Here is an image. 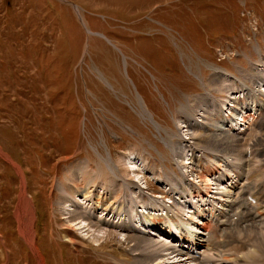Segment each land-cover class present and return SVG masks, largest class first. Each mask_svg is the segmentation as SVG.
I'll return each mask as SVG.
<instances>
[{
    "label": "rangeland",
    "instance_id": "374dc122",
    "mask_svg": "<svg viewBox=\"0 0 264 264\" xmlns=\"http://www.w3.org/2000/svg\"><path fill=\"white\" fill-rule=\"evenodd\" d=\"M236 101L252 117L236 135L216 130L223 116L212 110L229 104L228 118ZM99 159L111 163L101 179ZM219 162L221 172L241 173L244 198L256 196L263 210L264 0H0V264H124L137 241L66 221L71 206L58 205L57 187L94 192L95 216L109 222L137 212L133 227L170 241L139 220L156 212L140 196L158 208L181 205L178 192L206 187L195 167ZM221 172L203 197L217 208L214 197L229 198L216 195ZM250 212L232 216L238 230L225 236L241 253L264 243V220ZM248 224L256 226L239 232ZM161 255L156 264L185 259Z\"/></svg>",
    "mask_w": 264,
    "mask_h": 264
},
{
    "label": "bare ground",
    "instance_id": "6f19581e",
    "mask_svg": "<svg viewBox=\"0 0 264 264\" xmlns=\"http://www.w3.org/2000/svg\"><path fill=\"white\" fill-rule=\"evenodd\" d=\"M214 74H215V78L217 79L218 78L221 79L224 77V74L220 71L215 70ZM236 103H238L239 104L238 106H240L238 110L239 112H236V114H234L233 116L232 114L228 115L229 116L228 118H225L224 114L226 110L229 109L230 107L229 104L226 105L224 102L221 103L219 105V113L218 112L213 113V110H212L211 114H219L223 116V118L218 119L219 125L218 124L215 125L216 130H220V131L228 130L226 132H231L233 133V135L234 134L236 135L241 131L240 126L246 123L247 118L252 117L251 113H246L247 112V108H245L246 106H242L241 103H239V101H236ZM257 106H258L257 109H261L262 105L258 104ZM257 109H250V110L255 111ZM244 155L247 160L246 151ZM220 162L217 164L215 163L216 168L214 169H211V166H209L210 165L209 163H202L195 167L196 171L198 170V173H200L198 175L194 173L195 177L199 179L200 177L203 178L205 175H208L209 177V178L204 179L205 183L203 182L206 185L204 189L205 191L199 187L200 188L199 190L203 192H200V193L198 191L196 192L195 187H198L199 185L195 184L196 186L189 187L187 190H183L181 192V193H186L185 195H181V193L178 192L180 197L184 199L181 205L179 204V205H176L175 207V206H170L172 203L169 206H165L164 204H158L159 205V208H158L157 203L155 202L154 199L146 197L144 193H142V195L140 196L143 199V202H144V199H146V201L149 204H151V205L146 204V206H148V208L151 209L152 211L153 209L151 207L154 206V210L157 213L156 212L154 213L153 211V213H149V214H152L150 216L147 215L148 213L143 214L139 216V220H141L143 225H145L147 228L156 229L160 232L165 231V232L171 233L173 229L176 233H174V239H170V241L151 240L148 238V236L151 235V231L149 230L141 231L133 227L132 220L134 219L133 218L134 216L136 217V215H138L137 212L133 213L132 215L133 217L131 218L132 220L131 219L129 221L122 220V222L120 223L119 222H115V223L109 222L103 218L95 216L97 211L101 209V205H100L101 203L99 199L95 197L96 195L94 192L90 193L89 196H85V194L82 193V189L80 186L72 187L73 188L72 191H69L67 187L66 188L57 187V190L59 192L57 203L58 205H61L62 203L66 202V204L71 206V208L68 210V213H67L68 215L66 216V221H68L69 223L77 222V220H84V221H88L87 223L89 224L90 228L91 227L100 228L102 226H106L109 228V230L112 229L114 231V230L120 229L121 231L128 232L127 239L128 240L132 239L133 241L136 240L137 246L141 248L140 249L138 248L139 250L137 249L138 252L136 251V253L134 249L133 253L131 252L132 260H126L124 264H156V261L161 258L162 256L161 252L163 251H170L171 253H176L178 255L185 256L187 259L193 260L196 264H228V263L256 264L259 261H263L264 263V243L263 242H258L255 246H253L252 250H249L252 253L250 252L241 253L239 252L240 250L237 249L238 247H236L235 244H232L233 246H229L232 241L225 239L226 233L228 234L229 231L238 230L239 223H237L236 220H234L232 216L234 215L237 216L239 212H246L248 210H251V212L247 214L248 217L257 216L260 218V220H264V209L261 210L260 212L259 210H257L258 199L256 198V196L251 194L248 198L246 199L244 198L246 196V191L250 188V186L247 183H242V180L244 179L241 177V173H239L238 171H233L231 167H228L226 171L221 172ZM244 162H247V161H244ZM99 163L98 165L100 166L101 172L97 178L101 179L102 176L106 172H109L111 163L107 159L106 160L103 159V161L100 160ZM129 163H132V161H130ZM130 166L131 164L130 165L128 164L129 168ZM220 172H221V175L218 177V179L215 180V183H214L216 184V195H218V192L220 191L221 196H224V197L227 196L229 198L217 199L216 197L218 196L214 197L216 200H218V202L219 200L223 201L221 202V208H217L213 200H211V202H207V199L204 200L203 197L209 194L213 174L220 173ZM246 176H245V180H247ZM234 177H236V181L231 182L232 184H230V186L224 184L229 179L230 181H232ZM69 183L72 184L73 180L69 179ZM244 184L248 185V189L244 186ZM120 185L126 186L128 184L126 182L124 183V181H120ZM106 187L109 189V194L111 197L117 195V188L113 187V185L112 186L109 185ZM206 188H208L207 191H206ZM125 190H126V187H125ZM227 191L229 194L227 193ZM230 193H234V196L231 195ZM81 194L84 196L85 205L83 204V202L79 204L77 200V197ZM188 194H191V195H188ZM200 195L202 196L199 197ZM195 198H198V199L193 202L192 200ZM250 198H255L256 199L255 202L250 200ZM90 201H92L91 204L89 203ZM177 203H180V202H177ZM189 203H191L198 209L195 210L190 215L189 218H187L185 216V210H186V207H189L190 205ZM160 205H162V207H160ZM18 206L21 207L20 205ZM177 206L179 208H177ZM222 208L224 210L220 212ZM162 210H166L165 215L159 214V211L161 212ZM176 210H178L179 212H177ZM120 214L123 215L127 213L122 212ZM153 214H159V215H153ZM234 222H236V224H232ZM197 224H201V225L198 226ZM171 225H173L174 227L170 228ZM255 226L256 225H253V224L243 225L239 227V232H243V231L248 232L249 229L255 228ZM262 227L264 229V225H262ZM194 228H200L204 230L206 232V235L196 234L193 231ZM113 231H108V234H112ZM23 237L28 240V238L24 236V234H23ZM65 239L67 243L69 244V246L75 249L74 247H76L77 244L74 241L75 239H73V235L71 234L69 236H66ZM180 243H182V245H180ZM75 244L76 246H74ZM183 244L184 245L187 244L188 247L185 248ZM194 249H199L202 252L199 254H196V252H194ZM40 264H45V263L40 262ZM117 264H121V261L117 262Z\"/></svg>",
    "mask_w": 264,
    "mask_h": 264
}]
</instances>
